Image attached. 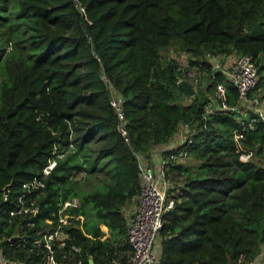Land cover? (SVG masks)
<instances>
[{"label":"trees","instance_id":"obj_1","mask_svg":"<svg viewBox=\"0 0 264 264\" xmlns=\"http://www.w3.org/2000/svg\"><path fill=\"white\" fill-rule=\"evenodd\" d=\"M175 42L205 66L190 102L178 84V60L162 58ZM233 55L252 57L257 92L264 86V0H0V235L15 233L7 217L23 185L57 158L35 194L42 196L39 217L78 196L75 212L85 216L90 205L109 230L81 221L70 228L83 255L128 264L123 208L142 189L137 154L150 158L187 125V140L172 151L187 155L167 165L175 203L160 230V264L255 259L264 246V121L254 110L243 114L247 103L213 70L211 58ZM218 83L236 111H207ZM110 85L124 97L126 136ZM242 128V145L255 155L248 162L234 138ZM99 174L94 189H82Z\"/></svg>","mask_w":264,"mask_h":264},{"label":"built area","instance_id":"obj_2","mask_svg":"<svg viewBox=\"0 0 264 264\" xmlns=\"http://www.w3.org/2000/svg\"><path fill=\"white\" fill-rule=\"evenodd\" d=\"M80 10L84 12L83 7H80ZM185 59L186 62L179 63V81L187 80L196 92V88L203 82L205 66L201 62L191 63L189 59ZM211 59L213 70H221L237 89L240 105L250 102L249 95L259 82L258 68L252 57L233 55L223 63L219 59ZM109 88L112 94L111 105L119 119L118 128L126 136L124 97L112 85ZM253 105L258 119L264 121V104L262 106L255 100ZM237 109L238 107L227 103L225 84L218 83L214 100L208 104L207 111L233 112ZM248 125L253 126V122H249ZM187 129V125H182L179 133L175 134L167 144L155 149L154 157H159L157 164L149 165L143 161L142 155L137 154L140 161L142 189L138 196L137 208L127 224L128 242L132 248L128 264H160V230L163 227L165 214L174 207L175 203L168 192L170 181L167 177V165L169 162L186 157V152L172 151L187 140L185 135ZM243 130L244 128L235 131L234 138L240 160L248 162L255 155L252 149L242 145L245 138ZM126 140L128 141L127 137ZM56 165L57 158H51L42 173L25 183L22 192L15 198L6 226L9 227L15 222L16 230L12 236L0 235V264H95L91 255L87 257L83 255L82 247L74 242L70 232V228L77 227L79 221H84V215L75 212L81 206L78 196L60 199L57 208L50 216L39 217L41 213L39 198L42 196L35 194L45 188L46 180ZM3 200L5 202L9 200L8 193H4ZM28 231H32V234ZM15 236L17 237L14 238ZM17 252L23 254V259L16 258ZM260 258L262 256L258 254L255 259L244 264H260ZM106 264L121 263L113 260Z\"/></svg>","mask_w":264,"mask_h":264},{"label":"rangeland","instance_id":"obj_3","mask_svg":"<svg viewBox=\"0 0 264 264\" xmlns=\"http://www.w3.org/2000/svg\"><path fill=\"white\" fill-rule=\"evenodd\" d=\"M172 51L174 52L173 54H172ZM182 54L183 53L180 52V44L178 42H175V43L171 44L170 47H168V48H166V49H164L162 51V58H164L165 60H168L170 58H176L180 64H183L184 62H186V59H185V57H181ZM206 54H208V53H206ZM208 56H210V55L208 54ZM252 93H253L254 97L250 96V99H249L250 102L240 107L244 111L243 114H245L247 112L249 114L250 111L254 110L253 102L256 99L260 101V104L262 106L264 104V101H263L264 100V86L261 87L257 92H252ZM181 99L184 100V97H182ZM185 99H186L185 102H190L192 100L190 96L186 97ZM193 160L188 158L186 162H193ZM100 179H102V175L101 174H99L97 176H92L90 178L87 176V178H85L81 182L82 189L83 190H89V191L94 189L95 185H97L98 183L101 182ZM137 204H138V199L135 198L130 203H127L124 206L123 212H124V215L126 217L127 223H128V220L131 218V216L134 214V212H135V210L137 208ZM83 222H87L90 225L101 226L102 230L104 232H107V234L109 235V230L95 216V214L93 212V209L91 208L90 205H88L86 207V214L84 216V221ZM259 255L262 256V258L259 259L260 264H264V258H263L264 257V246L261 247V251H260Z\"/></svg>","mask_w":264,"mask_h":264},{"label":"water","instance_id":"obj_4","mask_svg":"<svg viewBox=\"0 0 264 264\" xmlns=\"http://www.w3.org/2000/svg\"><path fill=\"white\" fill-rule=\"evenodd\" d=\"M179 87L183 90V92L187 95V96H194L195 95V89L193 87V85L188 82L187 80H181L178 82ZM9 192V187L6 186L5 187V193ZM17 236H15L14 238H16Z\"/></svg>","mask_w":264,"mask_h":264},{"label":"crops","instance_id":"obj_5","mask_svg":"<svg viewBox=\"0 0 264 264\" xmlns=\"http://www.w3.org/2000/svg\"><path fill=\"white\" fill-rule=\"evenodd\" d=\"M174 52L172 51V54H173ZM181 57H185V58H187V59H189L190 57L188 56V54L187 53H183L182 55H181ZM227 58H223V59H221V58H219V60L223 63V61H225ZM215 61V60H214ZM227 61V60H226ZM257 100V99H256ZM257 101H259V100H257ZM264 101V100H263ZM259 103H260V101H259ZM154 151H155V149H153ZM152 150V151H153ZM153 151V152H154ZM153 152H152V156L150 157V158H147L146 156H144L143 154H140V155H142V159H143V161L145 162V163H147V164H149V165H151V164H157V161H158V159H159V157L158 156H156V157H154L155 155H156V153L153 155ZM137 199H138V197H137Z\"/></svg>","mask_w":264,"mask_h":264}]
</instances>
